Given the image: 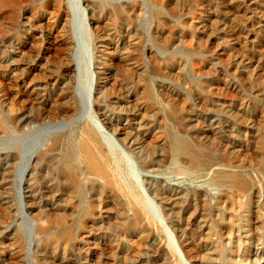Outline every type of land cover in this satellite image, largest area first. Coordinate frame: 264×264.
<instances>
[{"label": "rangeland", "instance_id": "374dc122", "mask_svg": "<svg viewBox=\"0 0 264 264\" xmlns=\"http://www.w3.org/2000/svg\"><path fill=\"white\" fill-rule=\"evenodd\" d=\"M59 2L0 6V264H264V0Z\"/></svg>", "mask_w": 264, "mask_h": 264}, {"label": "bare ground", "instance_id": "6f19581e", "mask_svg": "<svg viewBox=\"0 0 264 264\" xmlns=\"http://www.w3.org/2000/svg\"><path fill=\"white\" fill-rule=\"evenodd\" d=\"M12 1V0H11ZM11 1L9 0H0V6H5L7 5L8 3H11ZM60 1V0H59ZM58 0H56V2L60 5V2ZM87 1V0H86ZM62 2V0H61ZM64 2V1H63ZM55 3V4H57ZM53 4V3H52ZM57 4V5H58ZM53 6V5H52ZM65 6V5H64ZM238 6V5H237ZM54 7H57V6H54ZM53 8V7H52ZM58 8V7H57ZM234 8V7H233ZM62 9V7H61ZM67 13L65 12V21H67L69 23V25L71 24V15H70V12L66 9ZM58 13V11H57ZM59 14V13H58ZM135 14V13H134ZM257 14V13H256ZM240 16V15H239ZM234 17V16H233ZM52 18V17H51ZM50 18V19H51ZM264 19V18H263ZM47 20V19H46ZM55 20V19H54ZM52 21V20H51ZM237 22V21H236ZM60 23V22H59ZM66 23V22H64ZM56 24V23H55ZM214 24V23H212ZM218 25V24H217ZM263 25V24H262ZM55 26V25H54ZM65 26V24H64ZM61 27V26H60ZM201 27V26H200ZM254 30V29H253ZM54 31V30H53ZM57 31V30H56ZM60 32V31H59ZM109 35V34H108ZM98 37V36H97ZM254 42V41H252ZM120 49V48H119ZM249 50V49H248ZM126 51V50H125ZM234 51V50H233ZM124 52V51H123ZM224 52V51H223ZM222 53V52H221ZM256 53V52H255ZM126 54V53H125ZM245 55V54H244ZM128 56V55H127ZM236 57V56H235ZM233 57L231 56L230 60L232 59ZM235 59V58H234ZM245 62V61H244ZM130 64V63H129ZM240 64V63H239ZM181 65V64H180ZM135 68V67H134ZM238 68V67H237ZM209 70V69H208ZM136 73V71H135ZM237 73V72H236ZM224 75V74H223ZM67 79V80H66ZM66 79H64V81H69L70 80V75H67L66 76ZM258 80V79H257ZM66 83V82H65ZM33 84V83H32ZM34 85V84H33ZM62 86V85H61ZM253 86V85H252ZM35 87V86H33ZM65 87V86H64ZM38 90V88H37ZM96 90V88H95ZM34 91V89L32 90ZM91 91H92V88H91ZM90 91V92H91ZM131 91V90H130ZM35 93V92H34ZM34 98V97H33ZM90 95L88 96V98H86V101L88 102L87 104V107H88V110H90V105H89V101H90ZM22 100V99H21ZM243 101V100H242ZM241 101V102H242ZM146 102V101H145ZM140 103V102H139ZM138 104V103H137ZM244 104V103H243ZM33 105V104H32ZM140 105V104H139ZM138 105V106H139ZM247 109V108H246ZM68 110V108H67ZM80 110V109H79ZM72 111V110H71ZM74 111V110H73ZM72 111V113H73ZM240 111V110H239ZM80 112V111H79ZM70 113V112H69ZM132 114V113H131ZM70 115V114H69ZM63 116V115H62ZM145 117V116H144ZM112 118V117H111ZM194 120V119H193ZM108 122V124L110 126H112V122L111 120H106ZM148 127V126H147ZM88 129V128H87ZM145 130V129H144ZM100 137L102 138L101 134H100V131L97 132ZM89 137V136H88ZM86 139V138H85ZM133 138H130V137H127L126 138V143L128 144H133ZM90 141H92L93 143V147L96 151H98L100 153V155L105 159L107 160L108 159V156L106 155V152L104 151L103 147H102V144L100 143V140L98 139V137L94 134V133H91L90 134ZM39 142H37L36 144H38ZM83 143V142H82ZM103 143V142H102ZM125 143V144H126ZM85 144V143H84ZM41 144H39L38 148L40 147ZM89 145V144H88ZM159 146V145H158ZM75 147V146H74ZM130 147V146H129ZM34 148V146H33ZM87 148V147H86ZM92 148V147H91ZM131 148V147H130ZM92 149V151L94 150ZM53 149L51 148L50 150L49 149H46L45 152L43 154H49ZM90 150V149H89ZM75 151V150H74ZM86 151V150H85ZM91 151V152H92ZM87 152V151H86ZM85 153V152H84ZM83 153V154H84ZM39 154V152H38ZM38 154L36 156H38ZM92 154V153H91ZM95 154V153H94ZM77 155V154H75ZM32 153L30 152L28 154V160L29 159H32ZM35 156V157H36ZM34 157V158H35ZM80 157V156H79ZM96 157V156H95ZM80 159V158H79ZM91 159V158H90ZM31 161V160H30ZM29 161V163H30ZM89 162V161H88ZM91 164H89V166H87L86 164L83 163H80L79 160H77L76 156L74 155H68L65 159H64V162H63V165L62 167H60V180L64 181L65 183H69V184H72L75 192H76V195L80 196V198L82 199L83 198V193H86V192H94L96 190H98V188L102 187V185H104L103 183H108V180L112 177H110V173L105 170V168L102 166V165H99L98 163H96V161L94 162L93 160H90ZM99 162V161H98ZM84 164V165H83ZM106 164V163H105ZM91 165V166H90ZM224 167V166H223ZM220 168H218V166H210L209 170L207 172H205V174L202 176V177H208V176H211L213 175L214 173L218 172ZM59 171V172H60ZM59 174V173H58ZM6 175V172L3 173V177ZM26 176V167H24V169L21 170V178H24ZM57 176V175H56ZM257 176V175H256ZM5 178V177H4ZM260 179V178H259ZM110 181V180H109ZM22 182V181H21ZM59 182V181H58ZM115 185V184H113ZM23 187L25 188V180L24 182H22V184L20 185V188L23 190ZM59 187V186H58ZM111 187V186H110ZM248 187V186H247ZM261 186L259 185V183L257 184H253L252 186H250L249 188L245 189L242 194L240 195V198L246 203L247 205V208H250V201L251 199H254L255 197L259 196V194L261 193ZM244 189V188H243ZM114 193V192H113ZM112 194H109V196L107 197L109 200L108 201H113V196H111ZM79 198V197H78ZM260 198V197H259ZM79 199V200H81ZM69 200V199H68ZM116 200V199H115ZM237 200V199H236ZM70 201V200H69ZM82 201V200H81ZM100 202V201H99ZM117 202V201H116ZM129 202V201H128ZM244 203V204H245ZM77 204V203H76ZM119 204V203H118ZM52 210V209H51ZM47 212V211H46ZM55 212V211H54ZM88 213V212H87ZM42 217V216H41ZM79 217V216H78ZM136 217V216H135ZM61 218H63L62 216L60 217V220ZM140 218V216H139ZM99 221H103L106 219V216L104 213H101L99 212ZM117 220V219H116ZM41 222H44V226L40 228L39 226V234L41 236V238L45 239L46 237L49 236V228H47V223L48 221L45 220V218H41L40 219ZM83 221V220H82ZM81 221V222H82ZM42 225V224H41ZM70 235V234H69ZM178 248V247H177ZM180 249V248H179ZM182 252V251H181ZM183 254V253H182ZM184 257V255H183ZM184 261H185V257L183 258Z\"/></svg>", "mask_w": 264, "mask_h": 264}]
</instances>
